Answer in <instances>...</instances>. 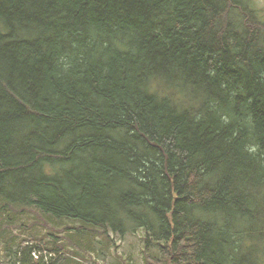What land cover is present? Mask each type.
Listing matches in <instances>:
<instances>
[{
    "label": "trees",
    "instance_id": "1",
    "mask_svg": "<svg viewBox=\"0 0 264 264\" xmlns=\"http://www.w3.org/2000/svg\"><path fill=\"white\" fill-rule=\"evenodd\" d=\"M12 206L143 230L158 264H264V17L249 0H0Z\"/></svg>",
    "mask_w": 264,
    "mask_h": 264
},
{
    "label": "rangeland",
    "instance_id": "2",
    "mask_svg": "<svg viewBox=\"0 0 264 264\" xmlns=\"http://www.w3.org/2000/svg\"><path fill=\"white\" fill-rule=\"evenodd\" d=\"M249 2L264 17V0ZM80 227H84L80 222L55 219L35 207H8L0 211V264H11L25 254L29 264H53L61 258L67 264L167 262L159 245L152 243L147 249L143 230L121 236L95 228L80 233L76 230Z\"/></svg>",
    "mask_w": 264,
    "mask_h": 264
}]
</instances>
